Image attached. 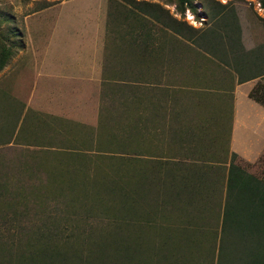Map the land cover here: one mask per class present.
I'll return each mask as SVG.
<instances>
[{
    "label": "rangeland",
    "instance_id": "374dc122",
    "mask_svg": "<svg viewBox=\"0 0 264 264\" xmlns=\"http://www.w3.org/2000/svg\"><path fill=\"white\" fill-rule=\"evenodd\" d=\"M138 1L158 3L194 27L208 25L205 11L220 1L234 7L240 40L245 48L253 47L264 39V8L259 0H190V6L185 4L183 10L176 0ZM133 3V0H0V51L5 49L9 52L5 65L0 69V183L5 188L9 187L7 191L4 187L0 189L5 194L3 196L0 192L2 245L9 241L24 248L30 232L35 243L43 241L46 225L63 240L69 241V250L81 247L84 256L92 258L86 264H136L137 254L166 252V245L163 246L158 235L154 236V227L149 223H146L143 235L135 238L132 227L128 236L126 219L134 224L137 213L132 204L127 213L122 205L125 200L127 206L128 201L132 202L135 176L155 175L158 167L157 159L152 157L158 156V149L138 146L137 140L143 136V131L138 128L142 125L138 111L142 107L158 108L160 99L175 91L188 98L182 101L181 109H185L184 113L186 110L191 113L187 118L194 124L198 119L200 122L202 111L207 110L214 118L220 143L215 142L213 150L207 141L202 142L201 153L207 158L209 151H213L216 157L228 154V126L232 117L231 78H222L217 71L209 69L206 76L191 73L183 77L182 74L175 81L167 73H160L159 67L165 58L161 57L159 50L155 60H146V57L139 60L135 38L137 21L129 10L134 7ZM60 20L69 22L68 26L65 24L71 32L69 34L82 33L79 35L82 45L90 41L88 48L82 46L84 51H90L89 48L95 45L91 26L85 27L84 24H101L103 72L95 124L36 109L25 99L29 83L34 82L31 54L38 55V60L44 59L46 53L41 50L45 51L56 26L61 24ZM152 27L157 34L159 26L155 24ZM70 37L64 36L60 41L58 53H49L54 62L57 58L68 59V54L74 51L72 40L77 36ZM155 42L159 44L160 36ZM64 46L68 50L61 49ZM138 152L147 156L142 158ZM120 162L121 170L127 167L126 175H114V169L119 170ZM236 163L240 164L239 161ZM248 167L259 174L258 177H264V154L256 164ZM7 193L14 194L15 198H8ZM28 195L29 200L23 198ZM8 199L10 202L16 200V204L8 206ZM13 210L18 211L15 218H2L3 211ZM47 214L53 216L46 218ZM244 229L249 236L248 228L245 226ZM225 230L229 232L227 235L224 233L222 243L218 245L222 248H218V252L228 244L232 245L223 252V263L234 262L232 259L228 261V255L232 253V256L242 253L246 259L249 256L246 251L250 249L252 252L255 242L249 240L248 249L239 240L238 226L231 225ZM216 245L209 249L213 250ZM177 246L179 251L187 248V245ZM206 246L195 245L193 253L200 254V249ZM125 247L130 248V255L125 252ZM17 253L0 252V264H15ZM68 258L65 264H76L73 256ZM240 261L239 264L243 263Z\"/></svg>",
    "mask_w": 264,
    "mask_h": 264
},
{
    "label": "crops",
    "instance_id": "0c3cea01",
    "mask_svg": "<svg viewBox=\"0 0 264 264\" xmlns=\"http://www.w3.org/2000/svg\"><path fill=\"white\" fill-rule=\"evenodd\" d=\"M64 20L56 26L45 51L41 50L46 53L44 59L38 60V55L31 54L34 82L29 83L25 99L36 109L95 124L103 72L102 27L101 24H84L85 27L91 26L95 42L90 51H84L82 46L88 48L90 41L82 45L79 36L82 33L69 34L70 30L65 27L69 22ZM64 36H77L72 40L74 51L68 54V59L57 58L54 62L51 56L58 53ZM37 49L36 46L35 52ZM259 79L264 82L261 77L233 82L232 117L228 126V154L225 156L216 157L213 151H209L207 158L201 153L202 142L207 141L212 148L215 142L220 141L218 129L207 110L202 111L207 115L203 117L202 114L200 122L198 119L194 124L189 120L187 116L191 113L188 110L184 113L185 109H181L182 101L188 100L183 94L175 92L165 96L160 99L158 108L139 109L142 125L138 128L144 137L137 140L138 146L158 149V156H152L157 159L158 167L155 175L135 176L133 199L131 203L128 201V210L132 204L137 217H134V224L128 219L127 234L130 235L133 227V236L137 238L143 235L145 225L149 223L154 227V236L158 235L168 252L137 254L136 264H216L218 245L223 236L224 203L231 162L241 168L237 170L239 175L250 174L260 178L248 167L256 164L264 154V104L249 95ZM167 100L170 101L169 106ZM156 119L158 121L154 124ZM149 133L151 136H147ZM235 157L241 165L236 163ZM202 244L207 246L200 249V254H194V246ZM215 244L214 251L210 250L209 247ZM177 245H187V248L179 251Z\"/></svg>",
    "mask_w": 264,
    "mask_h": 264
},
{
    "label": "trees",
    "instance_id": "16d2710c",
    "mask_svg": "<svg viewBox=\"0 0 264 264\" xmlns=\"http://www.w3.org/2000/svg\"><path fill=\"white\" fill-rule=\"evenodd\" d=\"M176 1L182 10L186 7L185 4L189 5L190 2V0ZM259 1L260 6L264 8V0ZM133 2L135 5L129 10L137 21L135 38L138 41L139 60L145 57L146 60H150V58L155 60V55L159 50L161 57L165 58L159 67L160 73L164 72L165 75L167 73L176 81L177 77L182 74L183 77L184 74L190 75L191 73L196 76H206L207 71L212 69L217 71L222 78H231L232 84L234 81L241 82L254 77L264 78V39L253 47L245 48L243 46L240 40L237 14L232 5L216 1L215 5L210 7L211 9L205 11L208 25L194 27L185 20L175 17L158 3L138 0H133ZM148 22L150 23L148 24ZM155 24L159 26L161 33H154L152 26ZM158 36H160L159 44L155 42ZM157 45L159 46L155 48ZM162 48H164L163 51ZM8 57L9 52L1 49L0 69L5 65ZM208 65L214 68H210ZM162 89L160 88L161 91H163ZM174 91L175 89H173ZM249 95L264 104V82L260 79L257 80L249 91ZM118 164L120 171L114 169V175H126L127 167L121 170L122 163ZM240 169L237 164L231 162L227 179V197L224 203L222 239L224 233L227 235L229 232L225 229L228 230L231 225H234L239 227L241 233L239 240L244 242V245L246 244L245 247L248 246L249 249V244H251L249 240L255 243L252 252L250 249L246 251L249 254L246 259L242 253H240L241 258L240 254L234 256H232L233 253L229 254L228 261L232 259L234 262L228 264H239V260L243 262L241 264H264V177L257 178L250 174L239 175L237 170ZM1 187L5 188L3 183H0V189H2ZM8 188L6 186L5 191ZM2 195L5 196V194ZM6 195L10 199L15 198L14 194L7 193ZM23 198L29 200V195ZM7 201L8 206L16 204V200L10 202L8 199ZM123 205L122 208L127 213L129 210L126 200ZM17 212V210L3 211L2 218L12 220L13 217H16ZM52 216L45 215L46 218ZM127 221L126 219V225ZM244 225L248 228L249 236L246 234L247 229H244ZM44 226L43 241L35 243L33 233L30 232L29 240L24 243V248H22L23 245L18 246L9 241L2 245V241L0 252L11 255L18 252L15 264H65L67 260L69 261L70 257L68 258V256H73L76 264H86L92 260L91 257L87 259L84 256L85 253L81 247L69 250L70 247L67 245L69 241L63 240L61 235L51 231L46 225ZM89 239L92 240L91 237ZM91 240L89 241L91 242ZM229 245L232 244L227 246ZM227 246L224 247V251L217 253L216 264H227L223 263L224 260L221 258L223 252H226ZM221 248L219 247V249ZM124 249L127 254L130 253L129 247ZM244 259L245 262L242 261Z\"/></svg>",
    "mask_w": 264,
    "mask_h": 264
}]
</instances>
